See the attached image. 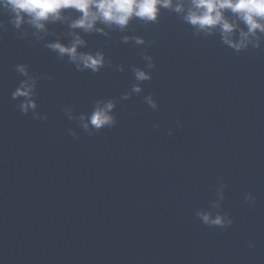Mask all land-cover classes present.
<instances>
[{"label":"water","instance_id":"water-1","mask_svg":"<svg viewBox=\"0 0 264 264\" xmlns=\"http://www.w3.org/2000/svg\"><path fill=\"white\" fill-rule=\"evenodd\" d=\"M8 19L0 15V264H264V50L237 53L162 10L156 24L81 33L82 50L103 51L112 66L79 72L45 47L56 36L18 39ZM49 28L69 42L66 25ZM143 51L153 78L121 100ZM18 63L52 76L36 90L47 120L12 99ZM149 93L158 110L144 103ZM108 98L118 101L117 124L92 136L63 112L88 115ZM218 178L234 219L227 230L195 215L218 198Z\"/></svg>","mask_w":264,"mask_h":264},{"label":"clouds","instance_id":"clouds-1","mask_svg":"<svg viewBox=\"0 0 264 264\" xmlns=\"http://www.w3.org/2000/svg\"><path fill=\"white\" fill-rule=\"evenodd\" d=\"M162 10L177 15L183 23L190 25L194 36L219 34L222 43L237 53L250 48L264 50V0H0V15L8 16V23L16 30L18 39L31 35L35 41H41L49 35L56 36L45 47L60 59L67 57L77 71L90 70L92 73H99L105 66L111 67L112 61L103 51L82 50L87 47V41L81 33L109 36L107 30L129 31L133 21L144 26L156 24ZM57 23L66 25L65 35L70 37L68 43L62 42L60 36L49 28V25ZM4 31H7V26L0 20V32ZM121 39L122 43L134 41L138 46L151 43L139 35H124ZM141 56L145 64L143 67L132 66L135 82L121 95V100L141 94L144 91L142 83L153 78V57L147 51H143ZM29 69L30 65L26 63L15 65L16 73L23 79L11 92V97L20 100L16 106L21 113L27 115L31 112L34 120H47V114L42 115L38 111L36 90L41 79L51 80L52 76L33 75ZM116 70L123 72L124 65L116 66ZM143 101L152 110H158L159 105L152 93L145 95ZM117 103L114 98L99 99L90 114L81 113L78 117L73 115L71 108H64L63 112L69 120L78 119L82 129L92 136L117 124L114 111ZM154 127L159 129L160 125L157 123ZM177 127H183L180 121H177ZM69 134L77 137L73 129H69ZM168 135H173L171 129ZM218 184V198L206 210H197L195 215L210 228L227 230L234 224V219L229 212L223 211L226 185L222 178H218ZM245 201L254 204L256 197L249 192ZM249 247L254 245L249 243Z\"/></svg>","mask_w":264,"mask_h":264}]
</instances>
